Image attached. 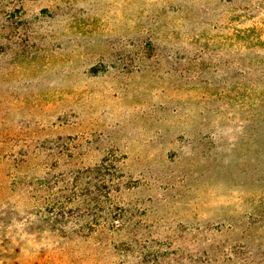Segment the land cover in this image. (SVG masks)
Returning <instances> with one entry per match:
<instances>
[{
    "label": "rangeland",
    "instance_id": "1",
    "mask_svg": "<svg viewBox=\"0 0 264 264\" xmlns=\"http://www.w3.org/2000/svg\"><path fill=\"white\" fill-rule=\"evenodd\" d=\"M0 264H264V0H0Z\"/></svg>",
    "mask_w": 264,
    "mask_h": 264
}]
</instances>
